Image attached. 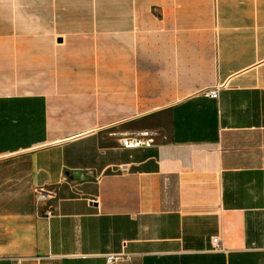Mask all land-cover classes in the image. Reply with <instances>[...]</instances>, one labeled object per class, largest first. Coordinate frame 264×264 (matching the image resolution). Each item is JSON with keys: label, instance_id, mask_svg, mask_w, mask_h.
<instances>
[{"label": "crops", "instance_id": "1", "mask_svg": "<svg viewBox=\"0 0 264 264\" xmlns=\"http://www.w3.org/2000/svg\"><path fill=\"white\" fill-rule=\"evenodd\" d=\"M24 153L49 197L0 208V264H264V0H0Z\"/></svg>", "mask_w": 264, "mask_h": 264}, {"label": "rangeland", "instance_id": "2", "mask_svg": "<svg viewBox=\"0 0 264 264\" xmlns=\"http://www.w3.org/2000/svg\"><path fill=\"white\" fill-rule=\"evenodd\" d=\"M30 160L20 157L0 158V208L23 212L31 210L37 201V192L31 181Z\"/></svg>", "mask_w": 264, "mask_h": 264}, {"label": "built area", "instance_id": "3", "mask_svg": "<svg viewBox=\"0 0 264 264\" xmlns=\"http://www.w3.org/2000/svg\"><path fill=\"white\" fill-rule=\"evenodd\" d=\"M218 89L217 88H211L209 89L207 95L211 96L213 98H216L218 95ZM154 143L153 135L147 131L142 132L139 134H131V136H126L122 139L121 144L122 146L132 149V148H148V146H152ZM37 200L38 201H44L48 199L49 193H47L43 189H38L37 192ZM213 250H223V243L221 239L218 236H214L213 238ZM120 256L117 254H107L106 258H108L109 262H113L114 260L118 259Z\"/></svg>", "mask_w": 264, "mask_h": 264}]
</instances>
